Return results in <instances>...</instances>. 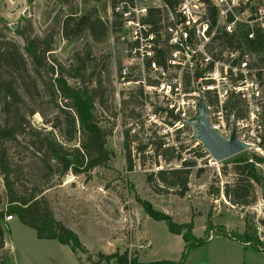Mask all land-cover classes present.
Wrapping results in <instances>:
<instances>
[{"label": "rangeland", "instance_id": "1", "mask_svg": "<svg viewBox=\"0 0 264 264\" xmlns=\"http://www.w3.org/2000/svg\"><path fill=\"white\" fill-rule=\"evenodd\" d=\"M110 4L111 0H0V39L12 40L23 50L25 39L35 37L38 50L46 44L50 48L43 53L44 64H32L38 74L33 105L53 119L56 109L45 84L60 72L72 85L95 87L97 118L109 128L106 164L94 167L89 176L67 172L53 179L41 199L53 217L72 226L86 247H103L106 238L110 240L108 247L114 248L103 253L126 249L134 263L167 260L172 264H264V254L253 250L251 255L245 253V247L252 248L243 241L204 230L209 215L215 225L223 224L235 234L242 233L241 239L248 237L254 246L264 247V186L254 182L246 196L249 202H235L225 194V187L237 177L234 165L239 153L215 160L199 140L190 137L189 126L173 128L166 144L162 126L144 121L143 90L137 84L122 83L118 77L127 31L110 13ZM254 58L264 63V53H255ZM56 101L60 103L61 99L56 96ZM31 120L42 123L36 111ZM127 151L131 168L127 167ZM178 154L182 158H177ZM183 159L190 164L186 166L187 188L182 192L178 185L170 187L160 180L157 171L182 167ZM29 177L23 168L16 185H28ZM0 194L4 199L1 175ZM148 204L176 222L192 220L197 237L212 235L183 257L182 236L169 231L164 219L150 217L144 209ZM10 225L5 236L15 250L7 255L1 248L0 264H81L82 260L90 264L84 254V259L78 256L80 252L76 257L67 244L37 237L31 226L16 218L10 220ZM148 239V247H138ZM97 252H91L94 261Z\"/></svg>", "mask_w": 264, "mask_h": 264}, {"label": "built area", "instance_id": "2", "mask_svg": "<svg viewBox=\"0 0 264 264\" xmlns=\"http://www.w3.org/2000/svg\"><path fill=\"white\" fill-rule=\"evenodd\" d=\"M157 1L110 4L127 31L118 77L143 90L144 121L162 126L168 144L173 128L191 127L202 91L209 125L226 139L235 126L248 145L238 156L264 173V63L250 48L264 36V0ZM151 10L160 11L157 22Z\"/></svg>", "mask_w": 264, "mask_h": 264}, {"label": "trees", "instance_id": "3", "mask_svg": "<svg viewBox=\"0 0 264 264\" xmlns=\"http://www.w3.org/2000/svg\"><path fill=\"white\" fill-rule=\"evenodd\" d=\"M166 1L170 4L174 2ZM159 12L151 10L149 18L157 22ZM88 23L90 27L92 21ZM226 42L222 40L219 43ZM38 47L39 41L35 37L25 39L23 50L12 40L0 39V175L5 194L4 199L0 194V249L8 231L3 216L12 214L20 222L31 226L37 237L55 238L67 244L71 251L84 254L90 264H98L99 261L103 264H172L167 260L134 263L126 249L110 253L98 251L97 261H94L76 232L53 217L49 206L41 199V193L53 179L67 172L89 176L94 167L106 164L109 154L105 139L109 128L97 118L96 102L99 99L96 98L95 87L80 83L72 85L60 72L49 77L45 84L47 95L56 109L53 119L45 117L33 105L38 74L32 64H44L43 53L50 49L48 44L40 50ZM250 48L255 53H264V36L257 34L250 42ZM49 67L54 72L52 65ZM56 96L61 99L60 103L56 101ZM35 111L42 117L41 124H34L31 120ZM125 158L127 167L131 168L129 151ZM177 158L182 157L178 154ZM182 164V167L158 169L157 177L170 187L178 185L182 192L185 191L189 176V167L186 166L190 163L183 159ZM23 168L30 176L28 185L17 186L15 180ZM234 168L237 177L231 185L226 184L225 194L237 203L246 204L249 202L246 196L253 183L264 186V175L243 156L236 157ZM144 209L150 217L164 219L169 231L182 236L183 257L191 247L211 236L209 234L206 239L195 236L192 220L176 222L170 215L153 209L149 204L144 205ZM204 230L228 234L238 241H251L248 237L241 239L242 233L235 234L223 224L215 225L209 215Z\"/></svg>", "mask_w": 264, "mask_h": 264}, {"label": "water", "instance_id": "4", "mask_svg": "<svg viewBox=\"0 0 264 264\" xmlns=\"http://www.w3.org/2000/svg\"><path fill=\"white\" fill-rule=\"evenodd\" d=\"M206 113L207 102L202 91H200L196 114L187 119L188 124L192 128L190 137L199 140L215 160H223L248 147L244 141L237 137L235 126L229 139L222 137L216 129L209 125Z\"/></svg>", "mask_w": 264, "mask_h": 264}, {"label": "crops", "instance_id": "5", "mask_svg": "<svg viewBox=\"0 0 264 264\" xmlns=\"http://www.w3.org/2000/svg\"><path fill=\"white\" fill-rule=\"evenodd\" d=\"M13 218H16L15 216L14 217H11L9 220H6V224H7V228H8V231H9V229H11V225H10V220H12ZM17 219V218H16ZM111 222L112 221H110L109 222V225H111ZM106 224H108V223H106ZM72 226L70 225V228H71ZM8 231H7V234H8ZM7 234H6V236L4 237V245H3V249L4 250H6L5 252H6V254L8 255V251L9 252H12V250H15L14 249V247H13V244H11V242H10V240H8V238H6L7 237ZM212 235V234H211ZM148 240H150V239H148ZM261 240H263V239H261ZM104 243H103V247H86L89 251H91V252H97V251H100V252H108L110 249H112V248H114V247H108L109 246V244H110V240H107L106 238L104 239ZM150 242H151V240H150ZM8 243H9V245H10V247H6V246H8ZM245 246L246 245H250V247L252 248V249H250V248H248V247H245L244 249H245V253H247V254H249V255H251V254H253V252H252V250L253 251H257V252H261V253H263L264 254V247H256V246H254L251 242H244L243 243ZM264 244V243H263ZM121 248H129V247H121ZM8 249V250H7ZM66 250V249H65ZM69 251L71 252V254L72 255H78V253H73L71 250H70V248H69ZM69 251H67L66 250V252L68 253V254H70L69 253ZM248 255V256H249ZM79 257H83V259H84V256L81 254V255H78ZM77 257V256H76ZM80 259V258H79ZM57 260H62V258L61 259H57ZM83 261V260H82ZM80 263H81V261H80Z\"/></svg>", "mask_w": 264, "mask_h": 264}]
</instances>
